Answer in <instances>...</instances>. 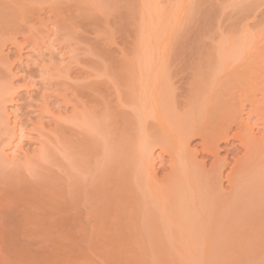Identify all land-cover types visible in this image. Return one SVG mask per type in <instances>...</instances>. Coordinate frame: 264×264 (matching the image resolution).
I'll return each instance as SVG.
<instances>
[{"label":"rangeland","instance_id":"1","mask_svg":"<svg viewBox=\"0 0 264 264\" xmlns=\"http://www.w3.org/2000/svg\"><path fill=\"white\" fill-rule=\"evenodd\" d=\"M148 2L150 3L149 0ZM104 8L109 9L107 14L113 13L111 17H105V14L101 13ZM182 9L185 11L183 10V12ZM139 14V0H0V156L6 157L7 160L4 159L5 161H14V166L11 167L13 170L16 167L13 184L10 188L8 187L9 190L0 191V201L6 199L16 203V206L6 214L8 232L6 231L0 236V241L6 244V252H11L8 253L13 259L12 262L10 260V264H256L255 262L258 264L256 256L258 257V252L261 253L262 251L263 253L264 250V225L263 227L261 225L264 224L262 223L264 218H261L260 223L261 219H256L255 214L253 215L249 211V203H246L248 200L245 194L246 186L243 185L241 188V185H234V181L240 180L239 182H241V179L249 177V175L244 177L246 174L239 170L244 166L240 163L246 164V160L243 161L244 157L241 160L242 156L240 155L241 153L243 155L241 151L243 149H240L241 145H238L240 140L238 141V136L237 138L231 137L241 130L240 127H237L240 124L237 120L239 117H236L238 111L236 107L234 109L237 111L234 115L237 119L234 118V115L232 117L237 120L238 125H234L239 130L232 125L235 122L234 119L233 122L231 119V121L226 122H232L229 124L232 128L224 122L225 128L231 130L228 132L227 129H223L225 135L227 132L229 134L227 138L228 136L231 137L228 138L229 141L226 140L228 142L223 141L225 137L220 131L221 128L219 130L215 128L219 124L213 126L214 128L211 127L216 134L217 131L219 132V137H221L220 133L223 134L222 142L218 136L219 143L214 140L216 144L220 145L221 151L219 153L218 148L210 155V151L208 154L202 152L201 149L204 148L201 146L208 147L209 145L210 147L213 144H208L206 140L208 145L203 146L202 144H206L204 142L200 146V140L208 137V142H210V139L218 138H214L216 136L214 130L211 131V133L214 132V135L210 134L212 138L206 132L205 135L202 133L204 137L199 134L203 129L199 133L196 132L197 129L202 128L200 127L201 124L199 125L200 122L197 123L198 128L196 127L195 134L198 133L203 137L202 139L199 136L194 137L193 134H191L193 137L188 136L186 130H183L186 134L184 140L181 141L177 137L171 139L176 148L180 146L181 149H185V153L189 151L185 155L182 152L184 156L188 154L191 155V158L195 156L197 165L195 159L190 158L189 164H186L185 157H182L181 152L177 149L176 166L172 171L174 164H171V154L169 157L168 154L164 153V150H160V142L157 145L156 141L157 146L152 143L151 151L149 149L150 152H148L151 155L152 167H154L148 168V171L155 169L154 172L156 173L155 175L153 172L151 173L155 178L154 176L151 178V174H149L147 181L153 182L150 180H154L155 194H160V197L157 196V202L155 201L156 204H153L156 199L155 196H152L151 202L154 206L151 205V207L153 206L152 210H148L150 213L148 212L144 216L146 219L142 217L145 220H143L145 226H141L143 223L138 224L139 221L137 220H141V217H136V212H141V208L146 209L144 203L143 207H139V211L136 207L138 204L131 206V203V208L136 209L132 210L129 204L126 205L128 199L123 198L125 199L123 200L117 194L116 196L121 203L123 202L122 204L119 200H114L115 194H112L110 200L102 192L93 196L88 191L89 199L93 198L94 202H91L92 204L90 203L89 208H87L86 205H82L84 194L77 196L75 193L78 191L75 192L71 201L67 196L68 191L64 186L67 160L62 144L67 142L68 147L73 150L76 149L73 152L69 150L70 154L73 153L72 155L76 159L79 156L81 158V162L78 159L77 169H73L74 175H76L75 173H81L85 176L89 174L96 158L97 147L90 136H87L86 140L82 138L80 132L83 131H79L80 129L77 127L82 126L81 123L83 124V120L86 118L84 114L80 117L77 115L92 106V98L95 94L110 97L112 103L115 102V93L110 90L112 88L110 83L105 82V74L109 75V71H114L112 69H124V76L121 75V77L120 73L119 77L121 78L118 79L120 81L122 78L125 79L121 82L126 85L128 71L125 73V69L127 70L126 63H129L126 59L135 58V62L129 59L131 65L129 64L128 67L129 69L132 66L136 68L139 74V84L142 87L144 85V89L147 86L154 91L156 90L155 85L159 89L162 81L164 83L162 87L165 86L166 88H164H168L170 92L177 88L176 92H172L177 94H173L176 100H172L171 103L173 102L174 108L181 112L191 102L193 105L195 100L201 102L203 98L205 99L208 82L210 84L214 80L212 77L219 74L217 73L219 71L217 69L216 49L222 40L230 37L231 40L235 38L237 41L238 36L241 38V35L248 33L255 38H253L254 43L247 46L248 49H251L256 56L258 55L257 57H264V0H151L150 7L141 18H139ZM176 22L177 25L179 22L178 26L175 25ZM140 23L142 24V27L139 28L141 35L138 29ZM173 27L176 28L175 33L172 31ZM169 30L173 33L171 37L168 35ZM167 37L169 41L165 40ZM125 55L124 61L126 63L123 64L119 61ZM166 55L168 60L165 59ZM232 59L229 61L232 62ZM260 59L255 58L261 64L264 60L261 62ZM234 62L236 63V61ZM161 63H164L162 64L163 69L158 70V67H161L158 64ZM236 65L237 63L232 66ZM262 69L261 72L264 71ZM116 72L118 71L116 70ZM116 81L118 80L116 79ZM49 83H53V86L50 87ZM58 84L59 87H57ZM124 85L121 86L124 87ZM208 87L210 86L208 85ZM161 88L158 92L159 95L161 90V92L165 90ZM119 89L121 90V88ZM124 92L126 91L124 90ZM256 94L258 96L256 98H259V93ZM173 96L170 95L172 99H174ZM59 99H64V104L67 102L66 106L62 105ZM233 101L232 103H234ZM113 104L115 105V103ZM73 105H76V110H74ZM113 106L114 110L111 112L113 117H118L119 121H116L119 123L121 120V123L125 120L126 125L124 122L123 124L130 131L135 126V123H132L134 118L131 117L128 110L123 108L125 113H122L125 116L124 120H120L119 113L115 111ZM191 109L192 107L186 113H193L194 110L191 111ZM247 109L242 114L248 113ZM183 111L185 110L183 109ZM234 111L232 110V112ZM242 114L241 118L244 119L243 116H247V114ZM73 117L77 118L74 122L79 123V126L74 123H71L73 126L66 123L67 119L70 121ZM228 120L229 118L226 121ZM251 120H254V117ZM151 121L149 125L152 124ZM152 122L154 123V121ZM167 123L175 131L184 128L182 123L172 124L170 120ZM249 124L254 126L250 122ZM254 124L257 128L260 127V131H262L261 126H258L260 124L255 122ZM253 128V133L258 131L256 127ZM127 130L126 132H128ZM132 131L134 134L136 133L135 130L132 129ZM129 136L128 141L130 140ZM132 138L133 140H130L129 143L128 141L124 142L125 144L128 143L125 145L126 147L132 146L131 149L133 145L130 144L135 137ZM204 139L201 142L205 141ZM125 140L127 139L125 138ZM226 148L231 150V153L229 151L230 154H227L228 149L226 151ZM222 149L224 150L222 151ZM205 150L208 151L207 148ZM169 152L172 153L171 150ZM216 152L220 157L218 160L224 162L221 158L226 157L228 164L223 166V170H217L222 172L219 174L222 176L218 174L214 176H219V179L215 178L219 183L215 181L217 184L215 189L220 192H218V196L221 197L219 204L217 203V206L212 209L214 212L216 207L219 208L225 204L222 205L223 209L221 206L219 210L221 209L224 213L225 210L232 208L231 210L234 209V212L230 213L229 210L230 214L225 216L223 221L221 220L222 222L220 221L221 230L205 227L214 224L215 221L217 223L218 220L213 218L214 215L207 221H201L200 217L199 220V215L195 216L196 218L192 215L193 218L190 217V222L186 217V222H188L185 224H188L186 225V228H189L188 232L185 230L186 228L182 232L180 231L179 235H176L174 230V235L172 232H168L169 235L160 232L157 228L161 223L158 210H156L158 205L167 207V216L174 213V207H172L176 199L174 186L178 184L179 176L184 174L182 173L184 170L190 169L192 172L199 170L201 176L196 172L194 181L206 185V181H209L206 178L211 176L205 177L200 171H207L211 167V163L215 159L213 154ZM132 154H134L133 151ZM172 156L174 158L173 154ZM147 157L146 159H149L147 162L150 164V156ZM238 157H241L240 160L237 159ZM26 160L29 161L27 163L30 165L26 164ZM218 160L216 159L217 162H219ZM236 161L239 164L235 165ZM146 164V166H151V164ZM199 164L204 165V168ZM237 165L241 167L238 168ZM29 172L34 176L30 175ZM171 172H173L172 176L174 177L167 181L166 177ZM164 179L166 182L163 181ZM210 179L212 183L215 180ZM208 184L210 185L208 186ZM208 184V190L214 188L211 182ZM70 189L74 190L73 187ZM248 194L249 192L247 196ZM133 197L135 199V196ZM200 198H197L198 205H201L199 204L201 203ZM133 199L131 198V202L135 201ZM137 199L139 200V197ZM223 201L224 203H221ZM123 205H125L124 208ZM120 206L124 211L126 208L135 211L136 215L133 212H127V209L124 212ZM191 212L189 213L191 214ZM233 214H238V219L235 220L234 217L232 219ZM204 224L207 225L203 226ZM137 225L143 229L146 228L140 232L141 227H136ZM134 226L133 230L139 228V231L130 229ZM202 226L205 227V231ZM147 228L150 229L147 230ZM195 228H201V230ZM175 230L177 231V229ZM193 233H195L194 236ZM260 237L262 238L260 239ZM262 262L264 263V260L260 264Z\"/></svg>","mask_w":264,"mask_h":264},{"label":"bare ground","instance_id":"2","mask_svg":"<svg viewBox=\"0 0 264 264\" xmlns=\"http://www.w3.org/2000/svg\"><path fill=\"white\" fill-rule=\"evenodd\" d=\"M149 1L151 3V0H149ZM150 3L148 2V0H139V13H140L139 18H141V16H143L144 12L148 9V7H150ZM184 9H185V7H184ZM184 9H182V11ZM108 10L109 9L104 8L103 12H101V13H104L105 17L108 16V18H109L112 16L113 13L107 14L109 12ZM175 25L178 26L179 22H178V25H177V22ZM140 26L142 27L141 23H140V25L138 24V29L141 28ZM174 27L172 28L173 30L172 29L171 30L175 33L176 28H174ZM174 29H175V31H174ZM139 32L141 35V29H139ZM167 33H169V32H167ZM168 35H170V37H171V35L173 36V33H171V31H170V33ZM140 37H138V38H140ZM141 38H140V40H141ZM222 38H224V37H222ZM222 38H221V40H222ZM253 38L254 37H251V35L250 34L248 35V33H247V34L241 35V38H240V36H238L237 41L235 38H233L232 39L233 41L235 39L234 42L231 40L230 37L228 39L222 40L221 42L219 40L220 44H218L217 49H216L217 50V65H218L217 69L219 71L217 73H219V74L218 75L215 74L216 77H214L215 75L213 77L211 76L212 78H214V80L211 79L213 81H211L210 84L208 82V85L210 87H208V85L206 86L208 91L206 90L207 95L204 94L206 96V97L204 96L205 99L203 98V100L201 102L199 101L200 102L199 103V102H196L195 98L193 97L195 100V102L193 101L194 104L192 105V102H191L187 106L186 109H185V107L183 108L185 111H183V109H182L181 112L178 111V109L174 108V105H172L173 102L171 103L172 100L173 101L176 100V97H174L173 94L174 95H177V94L172 93V92H176L175 90L177 88L174 89V91L172 90L170 92V90H168V88L165 89L166 88L165 86H164L165 88L162 87V85L164 84L162 81V83H160L162 88L161 87L160 88L163 90L165 89V90L163 92H161L162 91L161 90L160 95L158 94L160 88L159 89L156 88V85H155L156 90H154V91L147 88V86H145L146 88L144 89V85L142 87L141 84H139V74H138L136 68L132 66V68L129 69V67H128L130 62L134 61L135 58L133 57V59H131V57H130L129 59H131V61L129 59L127 60L125 58L126 61L129 62V63H126V61H124L125 60L124 57H126V55L121 57L122 58L121 60H123V61L120 60L119 62H121V63L123 62V64L125 62L127 65V66L123 65V66H126V68H127V70L125 69V73L128 71V77L126 78L128 81V82L126 81L127 84L124 85L121 82V81H124L125 79L122 78L123 80L122 79H121V81L119 80L122 77L121 75H123L124 69L123 70L122 69L121 70L120 69L119 70L118 69H112L115 72L109 71V73H110L109 75L105 74V82L108 81L110 83L112 88H110V87L109 88L111 91L113 90L115 93V99L116 100L113 103H115V105L117 104L116 107H114L115 105L112 103V98L95 94L94 97L92 98V102H93L92 106H89L86 110L83 111V113H79L77 115L80 117L84 114V116L86 118V120H83V124L81 123L82 126H79V123L76 124L74 122V120H76L77 118L73 117V118H71L70 121L66 118L67 119L66 123H69V125L71 123H74L77 126H79V127H77L78 129H80L79 131H83V132H80L83 136V137L81 136L82 138L87 139V136H90V138L94 141V143L97 147L96 158L93 161L92 167L90 166L91 167L90 173L89 174L86 173L87 175L85 176V175H82L80 172H79L80 174L75 173L76 175H74V173H73V169H75V168L77 169V163L80 161L81 158L77 154V156H79V158H78L79 161H78V159H76V157H74L72 155L73 153L70 154L69 150L71 152H73L76 149L73 150L72 148L68 147L67 142L62 144L64 151H65V154H66L65 157L67 160V164L65 166V168H66L65 174L67 177L65 176L64 186H65V189L68 191L67 196H68L69 200L71 201L72 195L78 191V193H75V194H77V196H78V194L79 195L80 194L85 195V197L83 196V198H82L83 199L82 202L84 203V204L82 203V205H86V207L89 208L88 205L91 202H94L93 198L89 199V196H88L89 193L87 194V192L89 191L90 195L93 194V196L94 195L97 196L98 193L102 192L109 199L112 196V194H115L114 195L115 201L119 200V198L117 197L119 195L122 197V199L123 198H125L126 200L128 199V202L124 201L127 203V204L124 203L126 205L129 204V206H130L131 203H132L131 206H133L134 204L135 205L138 204L136 206L137 211H139L138 210V209H140L139 207H143V205L145 204L144 207L146 209L141 208V210H140L141 212H136V214L138 216L135 214V211H130L128 208H126L127 212L128 211L130 213L133 212L134 215H136V217H138V218L141 217V220H139L137 218L138 219L137 221H139L138 224L140 223V225H141V223H143L141 225L143 227V226H145V223H144L145 220L144 219H146V218H144V216H146L148 212L150 213V211H148V210H152V207L154 206L153 204H156L155 201L157 202V199H158L157 196L160 197V194L159 195H158V193L155 194L154 180H150L153 182L147 181L149 178L147 176L149 174H151L153 172V174L155 175V173H156V172H154L155 169H153L152 171L151 170L148 171V168L152 169L154 167V166L152 167L153 164L151 161V155L149 153L151 151L152 146L153 145L157 146V145H159L158 142H160V145H159L160 150L161 151L164 150V153L168 154V156L171 154V157L170 156L169 157H170V160L172 158L171 164H174V165H172V168H173L172 171H173L175 169V166H176L175 156L177 154V149L179 150V152H181L180 155L182 154V152L185 155L189 151L188 152L186 151L187 153H185V149H183V148L181 149L180 146H179L180 148L179 147L176 148L175 145L171 142V139H173L174 137H177V138H180V140L182 141V140H184V136H186L187 132H188L187 135L188 136L190 135V137L192 136L191 134H193L194 137L199 136L202 139L204 137V135L207 133V135H209V137L212 138L211 135H214L213 133L215 132V130L212 128H214L216 125L219 124V126L215 127L216 129L219 130L221 128L220 131H222V133L225 129H227V131L229 132L230 129L225 128L224 122L226 123V122H229L231 120L233 122L234 118L239 117V119H237V118L236 119L239 121L238 124H240V126L237 124V120H235V119L234 120L236 123L234 122L232 125L237 124L238 126L237 125L236 126L238 128L240 127L239 129H241V130L239 131L238 134L235 132L237 135L233 134L234 136L232 135L231 137L237 138V136H238V138H239L238 141L240 140L238 145H241L240 149H243L241 151L243 152L244 156L241 153L240 156H242V158L238 157L237 159L240 160V158H241V160H243L245 158L243 161L246 160V164L243 161H241L243 163H240V165L243 164L245 167L243 165H242L243 167H241L240 165H237V166H238V168L241 167V169H239V170L243 174H246L244 177H246L247 175H249V177L241 179V182H239L240 180L239 181L236 180L238 182L234 181V185L235 186L241 185L240 186L241 188L243 187V185L246 186L245 188L247 189V191H245L246 192L245 194H246V198L248 199V200H246V203L247 204L249 203L248 204V206L250 207L249 211H251L253 215L255 214L254 217L256 219L264 218V217H262L264 215V73H263L264 71L261 72V69L262 68L264 69V67H263L264 66V63H263L264 57H261V56L257 57L258 55L256 56L255 53H254L255 54L254 55L252 53V50L248 49L247 46L252 45L255 41V40L253 41ZM165 40L169 41L168 37ZM164 44H165V42H164ZM165 49H167V48H165ZM250 52L253 54V56ZM230 57H232L234 59H232ZM260 57H261V59H260ZM166 58H167V55H166L165 59ZM255 58L257 60L259 58L260 61L261 62L263 61V62L260 64V62L255 60ZM230 59H232L233 61L232 62L229 61ZM167 60H168V58H167ZM234 61H236V63H237L236 66H232L233 64H236ZM164 63H165V61H164ZM164 63L158 64V66L161 65L160 68L158 67V70L159 69L161 70V68L163 69L162 64H164ZM166 64H167V61H166ZM164 66H166V65H164ZM220 69H223V70H220ZM116 70L118 72H116ZM163 73H164V71H163ZM119 74L121 77H119ZM162 76H164V75H162ZM116 79L118 81H116ZM103 81H102V83H103ZM159 82H161V81L159 80ZM159 82H158V84H159ZM52 84L53 83H49V86L50 87L53 86ZM121 85L122 86L124 85V87H122ZM211 85L213 86V88ZM231 85H233V86H231ZM57 87H59V84ZM119 88H121V90ZM123 88L126 92H124ZM168 92H170V93L168 94ZM161 93H163V94H161ZM256 93H259V95H260L259 98H256V97H258V96H256L257 95ZM170 95H171V97L173 96L174 99H172L170 97ZM72 96L75 98V95L73 93H72ZM222 96H224V97H222ZM195 97H197V96H195ZM219 98L223 99V100H220ZM232 100H234L233 101L234 103H232ZM235 101L238 102L239 104L236 103ZM59 102L64 106H66V104H67V102L64 104V99H59ZM227 103H230V104H227ZM235 103L237 104V106ZM246 103H247V106H250L249 108L246 106ZM174 104H177V102L176 103L174 102ZM112 106L115 108V111L119 113L118 115H119L120 120L123 119L125 116L123 114V113H125L123 108L128 110V112L131 114V117L134 118L132 123L133 122L135 123V126H133L135 129L133 127H132V129L135 130V132H136L135 134L132 131V129L130 130L131 132L127 130V128L125 126L126 124L124 122L125 121L124 119H123L124 120L123 122L125 125L123 124V122L121 123L122 120L120 121V123L118 122L119 121L118 117L117 118L113 117L111 112L114 109L112 108ZM176 107L178 108L177 105H176ZM191 107H192L191 111L194 110V112L190 113V114L186 113L187 110H189ZM235 107L238 111L236 109H234ZM73 108H75L74 110H76V105H73ZM246 109L248 110V113L247 112L245 113V114H247V116H243L244 117V119H243V118H241V114L244 113L246 111ZM232 110H235V111L232 112ZM236 111H237V113H236L237 116L234 115V113ZM120 113H122V114H120ZM231 113H232V115H230ZM238 114H239V116H238ZM245 114H242V115H245ZM233 115H234V118L232 117ZM245 117H246V119H245ZM252 117H254V120H251ZM228 118H229V120L226 121ZM147 119H149V120H147ZM150 119L152 121H154V123ZM116 120H118V121H116ZM168 120H170V122L172 124L182 123L184 125V128L182 130L175 131L174 128L170 124L167 123ZM150 121L153 125L152 124L149 125ZM253 121L256 124H260L258 126H261L262 131H260V127L257 128V126L254 124ZM147 122H148V124H147ZM232 122H230V123H232ZM249 122L252 123V125H254L253 127H256V129L258 131H255V132H257V134H254L255 132L253 133L254 128L251 126V124H249ZM197 123H199V125L200 124L202 125V126L200 125V127H202L201 129L200 128L197 129L198 128ZM230 123H226V125H229ZM71 126H73V125L71 124ZM157 126H158V128H157ZM229 126H230V128H232L231 125H229ZM229 126H227V127H229ZM151 127H153V128H151ZM194 128H195V130H194ZM189 129H191V130L193 129L194 130V131L192 130L193 133H191L192 131ZM196 129L198 131H196ZM202 129H203V131L201 132L200 130H202ZM126 130L128 132H126ZM183 130H186V134L184 133L185 131H183ZM187 130H189L190 132ZM213 130H214V132L211 133V131H213ZM195 131L198 133L201 132L199 134H201L203 137L200 136L198 133H197L198 135L195 134ZM259 131H260V133H259ZM181 132H182V134H181ZM228 132H227V135H229ZM129 133H130V136H129ZM131 133H132V135H131ZM202 133H204V135ZM215 134H216V132H215ZM223 134L220 133L221 137H219L218 136L219 132L217 131V134H216V136H214V138L219 137V138H221V142L223 139H224L223 140L224 142H228L231 137L228 136V138H229L228 139L227 135H225L226 133L224 134L225 136ZM0 135H1V132H0ZM222 135L225 138L222 139ZM128 136L130 137V140H133L132 137H135L134 138L135 142L133 141L130 144V145H133V148H132L133 150L130 148L132 146H130V145H129L130 147L125 146L130 141V140L128 141V139H129ZM188 136H187V138H188ZM125 138L127 140H125ZM206 138L205 139L203 138L205 140L203 142H201L203 139L200 140L199 145L201 146L202 143H204V142L206 143V140H207L208 144L210 143L213 145H210V147H209V145L207 143L202 144L203 146L208 145V147H209V150H208V147H202L201 146V148H204V149H201L202 152L204 151L203 153L208 154V152L210 151V153H209V155H210L211 152H213V151L215 152V150H217V148H218L217 151L219 153L221 151V149L219 147L220 145L216 144L217 141L219 140V138L218 139L212 138L213 141H212V139H210L212 142L210 140H209L210 142H208L209 138L208 137H206ZM214 140L216 141V143L214 142ZM226 140H228V141H226ZM126 141H128V143L125 144L124 142H126ZM156 141H157V145H156ZM219 141H218V143H219ZM152 143H155V144L152 145ZM161 143L163 144V146L165 148H162L163 146L161 147V145H162ZM127 148H130V149H127ZM205 148H207L208 151H206ZM149 149H150V151H149ZM227 149H228L227 154L229 153V151L231 153V150H229V148H226V151H227ZM169 150H171L172 153H170ZM223 150L224 149H222V151ZM132 151L134 152V154H132ZM77 152H79V151L77 150ZM85 153H86V151H85ZM148 153H149V155H147ZM172 154L174 155V158H173ZM183 154H182V157H185L186 160L184 159V161L186 162V164H189V162H190L189 158L192 160L195 159V156L193 158H191V155L188 154L187 155L188 158H186L187 156H184ZM149 156H150V161H151L150 167L146 166L147 165L146 163L149 164V162H147L149 159L147 160L146 157L149 158ZM213 156H215L213 163H211L212 164L211 167L212 166L213 167L212 168L209 167V169H207V171H204L205 173L203 171H200V172H202V175L205 177L211 176L209 178H206L207 180H209L208 182L206 181V185L204 183L198 184L197 182L194 181V179H196V174H195L196 172L199 176H201L199 174V170H196L195 166L194 167H195L196 171L193 170L195 172H192V170L187 169V170H184L185 172L184 171L182 172L184 174H181L179 176L178 184H176L174 186L175 187L174 188L175 189L174 194H176V196H175L176 199L174 200L175 203L172 204V207H174V213L172 215L167 216V214H166L167 207L166 206H164V205L159 206L158 205V208H156L157 205H155L156 206L155 208H156V210H158V213H159L158 217L160 216L159 221L161 223L159 224L160 226L157 227L160 232L167 233V235L170 234L168 232H172L173 235L176 232V235L177 234L179 235L187 227L186 225H188V224H185L188 222V221L186 222V220L189 219V222H190V217L196 218L195 216H197V215H199L198 219H199V217L202 219L201 221H207L208 218H210V217H212V215H214L213 218L218 220L217 223L215 221V223L212 225L205 226L207 224H204L203 226H205L206 228L208 227V228L214 229V230H221L220 223L223 221L222 219L225 218V216H228L230 213L234 212L233 211L234 209L231 210L232 208L229 209L230 213H229V210H225V211L223 210L224 213L221 211V209L219 210V208L225 204H222L221 206L218 205V206H220L219 208L216 207V210L217 209L218 210L216 211L214 209L215 211L213 212L212 208L214 206H217V203L219 204L220 197H221V196L220 197L218 196L219 191L217 192V189H215L217 186V184H215V181H216L215 178L217 177V179H219L218 177L222 176V175H219L222 172L217 171V170H219V169L223 170L225 165L228 164L226 157L221 158L222 161H224V162L219 161L220 157L218 156L217 152L215 154H213ZM218 158H219V160H218ZM4 159H6V157L4 158V157L0 156V191L9 190L11 184H13L12 181L14 179V173L16 171V167H15V170H13L11 168L14 166L13 165L14 161H5ZM84 159H85V156H84ZM216 159L219 162H217ZM192 160H191V162L195 161L196 165L198 164V162H196V159L194 161H192ZM27 162H29V161L26 160V164H28ZM214 162L215 163L217 162V164H214ZM22 163H24V162H22ZM218 164L222 165V167L221 166L219 167ZM236 164H239V163L236 161L235 165ZM28 165H30V164H28ZM78 165H79V163H78ZM15 166H17V165H15ZM22 166L25 167L24 165H22ZM200 166L202 168H204L203 167L204 165H200ZM216 166L218 169L216 168ZM145 170H147L148 172H150V171L151 172L148 173ZM146 172H147V174H146ZM172 173L173 172H171V174L168 175L169 177L168 176L166 177L167 179L165 178L167 181L171 180V178L174 177V176H172ZM242 173H241V175H243ZM128 174H131V175L129 176ZM153 174L150 175L151 178H153V176H154ZM216 174H218L219 176L217 175L216 177H214ZM30 175L34 176V174H32V173H30ZM170 175H171V177H170ZM154 178H155V176H154ZM210 178H212V180L215 179L213 181V183H212V181H210L211 180ZM165 179L163 180L164 182H166ZM163 181H162V183H163ZM210 182H211V184L214 185V186H212L214 188L211 190H208L207 184ZM216 182L218 183V180ZM242 182H243V184H242ZM209 185L210 184H208V186ZM187 186H189V187H187ZM71 187H73L74 190H71L70 189ZM206 187H207V189H206ZM212 187H210V188H212ZM156 188L158 189L157 186H156ZM187 188L190 189L189 190L190 192L188 191ZM245 188H244V190H246ZM248 188H249V191H248ZM10 190H12V189H10ZM91 190H92V192H91ZM250 190H251V192H250ZM196 191H197V193H196ZM150 192H151V194H150ZM248 192H249V194L247 196ZM161 193H162V191H161ZM86 194H87V196H86ZM116 194H117V196H116ZM132 194H133V196H135V199H133L134 197L132 196ZM129 195H131V196H129ZM128 196L130 197V199ZM152 196L153 197L155 196L154 198L156 199V200H154V203L151 202ZM162 196H163V194H162ZM138 197H139V200L137 199ZM131 198L133 200H135L137 203H134L135 201L131 202ZM197 198H200V200L199 199L198 200L201 201V203H199L201 205L197 204V202H198ZM125 199H123V200H125ZM123 200H121V201H123ZM229 200H230V198H229ZM119 202H120V200H119ZM238 202L239 201H237V203ZM139 203H141V204H139ZM221 203H224V201ZM70 204H68V205H70ZM151 205H153V206L151 207ZM15 206H16V203L14 201L6 200V199L0 201V236L7 231V216H6V214H7V212H9L10 209L14 208ZM124 206L125 205H123V208H124ZM131 206H130V209L136 210V209H133V207L131 208ZM136 207H134V208H136ZM87 208H85V210H88ZM123 208H122V210H123ZM221 208L223 209V206ZM126 209H125V211L124 210L123 211L126 212ZM78 210H79V208H78ZM190 211H192L191 214L189 213ZM226 211L228 212L227 214L225 213ZM124 212H123V215H124ZM82 213H83V211H82ZM139 213H140V216H139ZM25 215H27V214H25ZM126 215H127V213H126ZM126 215H125V218H126ZM128 215H129V213H128ZM189 215H191V216H189ZM192 215H193V217H192ZM237 215L238 214H233L232 219L234 217V219L236 220ZM253 215H252V217H253ZM23 216H24V214H23ZM136 217H135V219H136ZM186 217H187V219H186ZM21 219L23 220L24 218H21ZM22 220H20V221H22ZM201 221H200V224H201ZM261 221H262V219L260 220V223H261ZM263 221H264V219H263ZM263 221H262V223H264ZM23 223H24V221H23ZM23 223H21V224H23ZM203 223H205V222H203ZM261 225L263 227L264 224H261ZM138 226L139 225H137L136 227H138ZM141 226H139V227H141ZM142 227L140 228V232H141V230H145V228H146V227H144V229H143ZM197 227H199V226H197ZM205 227H203L202 229L204 230ZM133 228H135V226L130 228V229L133 230ZM28 229H30V228H28ZM136 229H137V231H139L138 230L139 228H136ZM148 229H150V228H147V230ZM175 229H177V231ZM195 229H198V228H195ZM199 229L201 230V228H199ZM135 230H133V231H135ZM173 230L175 232H173ZM185 230L188 232L189 228H186ZM257 231H258V228H257ZM177 232H179V233H177ZM261 233H263V232H261ZM194 234L195 233H193V236H194ZM257 235H258V233H257ZM261 238L262 237H260V239ZM257 243H259V242H257ZM5 245L6 244L3 243V241H0V264H10V260H11V262L13 261V259L10 258L11 256L8 255V253H11V252H8V253L6 252ZM261 253H262V251H261ZM261 253L258 252L259 255H258V257L256 256V258H258V260H257L258 264H260L261 261L264 260V257H262L264 255V250L262 253L263 255ZM261 258H263V259H261ZM255 263L257 264V262H255ZM262 264H264V263L262 262Z\"/></svg>","mask_w":264,"mask_h":264}]
</instances>
